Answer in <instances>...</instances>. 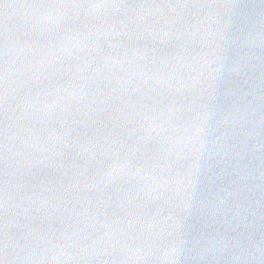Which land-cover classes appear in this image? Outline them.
I'll return each instance as SVG.
<instances>
[{"label": "water", "instance_id": "water-1", "mask_svg": "<svg viewBox=\"0 0 264 264\" xmlns=\"http://www.w3.org/2000/svg\"><path fill=\"white\" fill-rule=\"evenodd\" d=\"M85 2L0 0L5 264H264V0Z\"/></svg>", "mask_w": 264, "mask_h": 264}, {"label": "snow or ice", "instance_id": "snow-or-ice-1", "mask_svg": "<svg viewBox=\"0 0 264 264\" xmlns=\"http://www.w3.org/2000/svg\"><path fill=\"white\" fill-rule=\"evenodd\" d=\"M186 2V0H185ZM35 3L38 6V9L48 10V9H73L78 6H83L85 4H96V3H86L85 0H35ZM130 3V0H105V3L100 5L105 7H111L120 9L121 7H127ZM51 17L45 16L42 18V21L47 23ZM58 23H63V21H58ZM68 30H71L69 28ZM5 43L0 41V61L3 60L5 55ZM3 71V64H0V73ZM4 163V158L2 154V144H0V166ZM2 207V204H0ZM8 259V249L5 244V241L0 237V264H5V261Z\"/></svg>", "mask_w": 264, "mask_h": 264}]
</instances>
